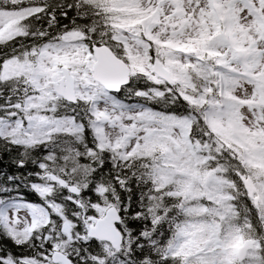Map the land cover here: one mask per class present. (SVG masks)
<instances>
[{"label": "snow or ice", "instance_id": "snow-or-ice-1", "mask_svg": "<svg viewBox=\"0 0 264 264\" xmlns=\"http://www.w3.org/2000/svg\"><path fill=\"white\" fill-rule=\"evenodd\" d=\"M0 264H264V0H0Z\"/></svg>", "mask_w": 264, "mask_h": 264}, {"label": "trees", "instance_id": "trees-1", "mask_svg": "<svg viewBox=\"0 0 264 264\" xmlns=\"http://www.w3.org/2000/svg\"><path fill=\"white\" fill-rule=\"evenodd\" d=\"M0 168H7L10 172L15 171L14 166L10 164L9 158L6 155L0 158Z\"/></svg>", "mask_w": 264, "mask_h": 264}]
</instances>
